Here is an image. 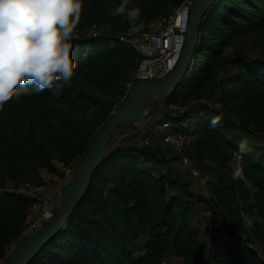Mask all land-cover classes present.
I'll list each match as a JSON object with an SVG mask.
<instances>
[{"label":"trees","instance_id":"16d2710c","mask_svg":"<svg viewBox=\"0 0 264 264\" xmlns=\"http://www.w3.org/2000/svg\"><path fill=\"white\" fill-rule=\"evenodd\" d=\"M184 1L129 0L128 8L140 9L133 25L126 16L108 14L121 0H83L72 35L71 87L62 86L59 97L48 89L18 87L19 99L0 110V178L17 187L43 181L44 169L62 176L60 165L75 168L126 98L137 69L140 57L120 35L149 31ZM249 35L264 39V0H215L200 21L182 81L163 96L178 109L165 111L158 124L171 123L189 136L184 153L198 176L216 178L210 198L148 166L147 161H158L149 146L116 145L107 150L65 225L28 264H161L172 253L184 264H264V252L236 228L244 217L252 220L253 230L258 224L253 217L264 219V57L226 54L235 38ZM236 167L243 179L231 178ZM200 200L216 201L210 208L216 230L209 245L194 224ZM32 202L26 191L0 190V261L28 228ZM139 239L143 249L136 253L132 246Z\"/></svg>","mask_w":264,"mask_h":264},{"label":"clouds","instance_id":"9594fccd","mask_svg":"<svg viewBox=\"0 0 264 264\" xmlns=\"http://www.w3.org/2000/svg\"><path fill=\"white\" fill-rule=\"evenodd\" d=\"M128 4L121 0L108 14L126 16L135 25L140 9ZM82 9L83 0H0V110L19 99L18 87L31 85L37 93L48 89L54 97L62 86L71 87L76 69L72 35ZM217 123L213 118L212 124ZM245 150L241 143L240 154ZM231 178L243 179L242 168L236 167ZM252 223L244 217L245 227Z\"/></svg>","mask_w":264,"mask_h":264},{"label":"rangeland","instance_id":"374dc122","mask_svg":"<svg viewBox=\"0 0 264 264\" xmlns=\"http://www.w3.org/2000/svg\"><path fill=\"white\" fill-rule=\"evenodd\" d=\"M178 8V7H177ZM176 8V9H177ZM176 9L174 11H176ZM165 16V15H164ZM161 19V18H160ZM159 19V20H160ZM233 52H241L245 54L248 58H259L264 57V39L255 38L252 35L248 37L242 38L238 37L233 40L232 45H230L226 49V54L230 55ZM90 91L103 99H108L107 95L95 90L90 89ZM166 96V95H164ZM124 100V99H123ZM122 100V101H123ZM121 101V102H122ZM120 102V103H121ZM119 103V104H120ZM178 109L177 104L171 103L167 104L166 100L163 96L160 97H148L144 100L142 105V113L137 114L132 119L126 120L122 122L117 130L114 132L109 148H112L116 145H120L127 142H133L140 146L145 145V139L151 136V145L149 146L154 152H156L158 161L149 160L146 163L148 166L152 164V167H158V169L162 170V172H170L173 177H175L178 181L186 183L190 186V188L195 191L198 195L205 196L210 198L211 195V183L216 181L214 175L207 176H195L192 172L193 168H195L194 163L186 156V153H180L173 146L167 144L163 139V132L160 134H154L155 125L164 117L165 111L173 112ZM235 120L239 121V117L232 114L231 115ZM171 130V129H170ZM169 130V131H170ZM187 136V135H186ZM191 139H187V145ZM63 173L60 176L59 186L57 192L63 188L64 182L68 181L70 185L75 181V168H67L62 169ZM49 184H53L54 182L48 180ZM25 184H21L17 187L14 186V183L10 180L1 179L0 178V190H19L26 191L24 188ZM54 185H52V189ZM62 202H60L55 208L54 213L60 212L63 207V196ZM216 201H210L209 203H205L203 201L198 202V208L196 210L197 213L194 214V224L200 231V240L203 243L211 244L213 241V236L215 234V222L212 221L210 208L215 206ZM218 204H221V199L218 198ZM45 211V204L41 200H34L31 205V209L28 216L29 225L38 218ZM212 211V210H211ZM258 224L255 226L254 230L249 227H245L243 224L237 223L236 228L238 231L243 234L245 237L250 235L251 237V247H253L260 254L264 252V219L260 216L253 217ZM45 225V224H44ZM248 228V230H247ZM250 232V234H249ZM27 233L23 234L22 238L14 240L8 248L7 261L9 262L12 253L20 246L22 243L26 241L28 238ZM143 242L140 240L137 244L134 245V251L139 253L143 247ZM133 247V246H132ZM168 264H184V259L177 257L174 253L169 254L166 258Z\"/></svg>","mask_w":264,"mask_h":264},{"label":"water","instance_id":"95a60500","mask_svg":"<svg viewBox=\"0 0 264 264\" xmlns=\"http://www.w3.org/2000/svg\"><path fill=\"white\" fill-rule=\"evenodd\" d=\"M215 0H194L186 44L181 58L166 77L152 81H136L126 98L116 107L96 135L90 149L75 167V181L63 193V207L59 214L28 236L13 253L8 264H28L42 247L65 225L77 203L83 198L95 170L104 160L114 132L119 125L142 113V105L148 97L170 95L178 88L199 37V24ZM146 95H148L146 97Z\"/></svg>","mask_w":264,"mask_h":264},{"label":"built area","instance_id":"2783aa9c","mask_svg":"<svg viewBox=\"0 0 264 264\" xmlns=\"http://www.w3.org/2000/svg\"><path fill=\"white\" fill-rule=\"evenodd\" d=\"M193 4L194 0H185L176 11L162 16L160 20L156 21L147 32L120 35L119 40L134 50L140 57L137 69L133 73L129 84L130 87L136 81L162 79L173 71L186 44ZM188 138L189 136L184 133L170 130L165 135L164 140L180 153H184ZM144 143L146 146H150L151 136L147 137ZM241 159L242 157L239 155L238 160ZM192 172L195 176L199 175L196 168H193ZM69 185L70 183L65 181L63 188L56 193L51 192L52 185L46 180L24 185L26 193L32 201L37 199L45 204V211L28 225L25 233L32 235L44 224L55 218L56 205L61 202L64 190ZM0 264H8L7 257H4ZM161 264H168V262L164 259Z\"/></svg>","mask_w":264,"mask_h":264},{"label":"crops","instance_id":"0c3cea01","mask_svg":"<svg viewBox=\"0 0 264 264\" xmlns=\"http://www.w3.org/2000/svg\"><path fill=\"white\" fill-rule=\"evenodd\" d=\"M155 131H154V134L156 135V134H160V133H162L163 132V139H164V136H165V134L171 129V130H174V128H173V125L171 124V123H163V124H157V125H155ZM60 168H62L61 167V165L59 166ZM63 169V168H62ZM41 174H42V177H43V180H46V181H48V180H51V181H53L54 183L52 184V185H54L53 187V189L51 188V192L52 193H56L57 192V189H58V186H59V178H60V176L59 175H55V174H51L49 171H47L46 169H44V170H42L41 171ZM62 202V201H61ZM142 241V240H141ZM138 242H140V239L139 240H137L136 241V243L135 244H137ZM134 244V245H135ZM134 245H133V249H134Z\"/></svg>","mask_w":264,"mask_h":264},{"label":"bare ground","instance_id":"6f19581e","mask_svg":"<svg viewBox=\"0 0 264 264\" xmlns=\"http://www.w3.org/2000/svg\"><path fill=\"white\" fill-rule=\"evenodd\" d=\"M173 62V61H172ZM148 95H146V97H147Z\"/></svg>","mask_w":264,"mask_h":264}]
</instances>
